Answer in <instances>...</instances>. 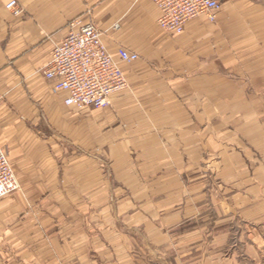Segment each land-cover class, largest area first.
Here are the masks:
<instances>
[{
	"label": "crops",
	"instance_id": "obj_1",
	"mask_svg": "<svg viewBox=\"0 0 264 264\" xmlns=\"http://www.w3.org/2000/svg\"><path fill=\"white\" fill-rule=\"evenodd\" d=\"M6 1L0 143L20 188L0 199V264H264V0L179 33L150 0ZM74 19L126 77L110 106L66 105L41 71Z\"/></svg>",
	"mask_w": 264,
	"mask_h": 264
},
{
	"label": "built area",
	"instance_id": "obj_2",
	"mask_svg": "<svg viewBox=\"0 0 264 264\" xmlns=\"http://www.w3.org/2000/svg\"><path fill=\"white\" fill-rule=\"evenodd\" d=\"M159 9L158 25L171 33L183 31L187 21L205 15L216 20L220 0H150ZM260 1V0H254ZM16 13L21 8L17 0H7L4 5ZM114 23L112 28H118ZM66 37L55 44L51 57L41 68L43 75L52 81V91L67 92L66 105L79 108H101L110 106V96L127 85L126 77L113 60L102 42L100 28L92 20L69 22ZM119 60L133 61L138 54L120 47ZM20 188L10 166L8 153L0 143V199Z\"/></svg>",
	"mask_w": 264,
	"mask_h": 264
},
{
	"label": "rangeland",
	"instance_id": "obj_3",
	"mask_svg": "<svg viewBox=\"0 0 264 264\" xmlns=\"http://www.w3.org/2000/svg\"><path fill=\"white\" fill-rule=\"evenodd\" d=\"M108 168V167H107ZM214 181V187H215V191H216V198H217V202L219 201V202H222V200H223V198H222V195H223V192L221 191V184H219L218 182H217V180L215 179V180H213ZM233 191H235V190H233ZM210 193H211V191H210ZM11 194V193H10ZM214 194H215V192H214ZM8 195V194H7ZM217 195H218V197H217ZM219 198V199H218Z\"/></svg>",
	"mask_w": 264,
	"mask_h": 264
}]
</instances>
